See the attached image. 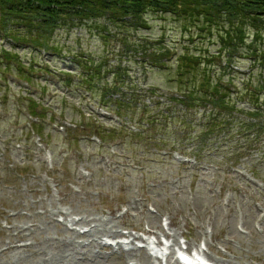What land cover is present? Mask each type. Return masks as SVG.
Wrapping results in <instances>:
<instances>
[{"label": "rangeland", "instance_id": "obj_1", "mask_svg": "<svg viewBox=\"0 0 264 264\" xmlns=\"http://www.w3.org/2000/svg\"><path fill=\"white\" fill-rule=\"evenodd\" d=\"M146 21L136 31L104 21L99 32L67 24L50 33L48 57L0 40V51L14 56L0 67V264H42L64 254L75 255L72 264L148 258L103 245L100 223L129 238L120 241L165 228L176 247L186 236L191 248L224 264H264V33L230 46L227 57L209 27L152 13ZM106 32L107 40L100 36ZM141 44L147 52L129 53ZM187 56L196 72L184 81L176 61ZM155 59L167 68L152 66ZM117 66L127 76L102 75L101 67ZM88 80L112 91L91 90ZM217 81L238 112V120L219 115L229 133L203 126L209 103L199 98L201 107L190 111L170 100L177 90L198 93L193 82L214 97ZM33 107L39 114L30 115ZM168 107L173 113L162 118Z\"/></svg>", "mask_w": 264, "mask_h": 264}, {"label": "trees", "instance_id": "obj_2", "mask_svg": "<svg viewBox=\"0 0 264 264\" xmlns=\"http://www.w3.org/2000/svg\"><path fill=\"white\" fill-rule=\"evenodd\" d=\"M150 13L168 16L176 20L182 18L194 25L200 24L204 28L203 30L215 31L219 36L221 49L226 51L227 57L231 55L230 53L227 54L230 46L237 44V42L238 44L245 43L249 37L255 38V36L264 33V0H0V40L6 41L9 48L13 50L26 49L30 53L43 51L50 56L53 55L52 50L44 47L47 46L45 43L50 39V33L60 27L67 24L69 28L91 24V27L99 32V28L105 29V27L98 26L101 21H104L118 29H123L121 26L123 25L135 31L136 28L145 30L148 27L146 18ZM217 27H221V29L219 30ZM246 33L247 36H244ZM108 35L107 32L105 36L100 33V36L106 40L109 39ZM146 49L147 47L141 44L135 50L132 48L129 53L138 50L147 52ZM59 51L61 52V50ZM11 56L14 57L8 50H1L0 67H9ZM191 58L193 57L187 56L176 61L179 77L184 81L186 76L188 78L195 76V59ZM16 59L19 62L17 57ZM136 59L139 60L137 62L139 65L145 66V58L137 56ZM187 62H189L188 65ZM151 64L152 66L161 65V60L155 59ZM103 65L107 64L104 63ZM117 67L113 72H108L106 71L107 68L103 67L100 70L105 77L112 76L115 79H120V75L127 76L126 73L129 71L125 72L121 67ZM161 67L165 66L161 65ZM19 72L22 74V69ZM102 75L100 76L98 71L94 78L99 79ZM205 75V71H203L200 83H207L208 80ZM90 82L91 80L86 82L87 86L91 84ZM71 84L72 80L66 83V86ZM189 85L198 93L188 91L186 94L176 89L179 98L172 96L170 100L175 104L185 106L190 111L201 107V103H198L199 98L202 103H209L212 110L205 114L203 126L207 130L222 126L223 129L225 128V132L229 133L230 130L225 125L226 122L218 120L219 115L223 112H226L225 117L229 120L237 119L233 115L237 112L235 103L230 102L228 104L225 101V97L229 96L230 93L228 89L223 91L221 88L223 85L217 81L213 87L214 97L210 95L207 99L204 94L200 93L197 83L193 82ZM89 87L91 89L99 88L92 85ZM101 89L104 93L112 91L108 87ZM204 91L207 92L206 89ZM198 94L200 96L195 99L194 95ZM33 104L35 105V102ZM144 106L146 108L147 105ZM168 108L171 110L167 109L162 118H168V115L173 113V107ZM254 109H257V106ZM35 110L34 108L33 111L35 112ZM252 115L255 116L256 114ZM241 120L244 121V119ZM245 123L249 125L248 128H251L250 124L258 126L252 121ZM259 128L264 129L261 123H259Z\"/></svg>", "mask_w": 264, "mask_h": 264}, {"label": "bare ground", "instance_id": "obj_3", "mask_svg": "<svg viewBox=\"0 0 264 264\" xmlns=\"http://www.w3.org/2000/svg\"><path fill=\"white\" fill-rule=\"evenodd\" d=\"M92 223H98L99 224V221H96V220H89V221H87V220H84V221L83 220H79V221H77V224L78 225H90ZM98 226L99 227H102V229L100 231V234H101V236L105 237L106 239H111V238H114V237L118 236L117 233H115L114 231H112L110 228L105 227L104 224L100 223ZM94 231L95 232H98L97 229H95ZM148 233L149 234H152L150 230L148 231ZM135 239L136 240H139L138 238H135ZM148 243L151 245V242H148ZM122 244H116V245L118 246L119 249H121L122 248ZM24 247H27V246H24ZM15 248H17V246H13V249H15ZM8 249H11V248H8L7 247L6 250H8ZM151 249H153V246L152 245H151ZM127 255H128V257L129 256H132L131 253H129ZM73 257H75L74 254H71V257H67L66 254H64L62 258H58L57 260H54V261L51 260V261L43 262L42 264H60V262H63V264H72V261H73L72 258ZM171 262H172V257L169 258V264H171ZM216 263L217 264H222L219 261H216ZM92 264H102V263L100 261H94ZM142 264H151V262H150V260L148 258H146V259L143 260V263ZM228 264H231V263L228 262Z\"/></svg>", "mask_w": 264, "mask_h": 264}]
</instances>
